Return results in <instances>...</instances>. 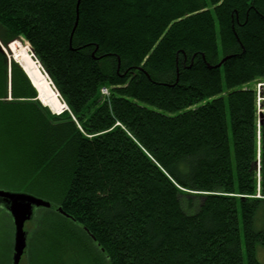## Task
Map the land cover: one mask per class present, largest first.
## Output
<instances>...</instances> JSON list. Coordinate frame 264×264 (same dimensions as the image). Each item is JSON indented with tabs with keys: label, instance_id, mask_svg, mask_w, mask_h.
Here are the masks:
<instances>
[{
	"label": "trees",
	"instance_id": "obj_1",
	"mask_svg": "<svg viewBox=\"0 0 264 264\" xmlns=\"http://www.w3.org/2000/svg\"><path fill=\"white\" fill-rule=\"evenodd\" d=\"M19 38L17 63L0 48V173L53 204L27 264H244L241 223L261 264L264 0H0V41ZM30 48L61 114L19 66Z\"/></svg>",
	"mask_w": 264,
	"mask_h": 264
},
{
	"label": "water",
	"instance_id": "obj_2",
	"mask_svg": "<svg viewBox=\"0 0 264 264\" xmlns=\"http://www.w3.org/2000/svg\"><path fill=\"white\" fill-rule=\"evenodd\" d=\"M1 48L3 49L2 46ZM31 55L35 59V55L32 49ZM8 60L10 66L13 61L17 63L14 59L10 57H8ZM260 87H263V85H261ZM263 123L264 113L259 110V125H263ZM0 204L4 206V209L12 217L14 224V254L12 258V264H20L28 246V232L25 230L26 223L32 221L35 216L36 210H50L53 208V204L47 200H44L28 193L6 192L2 190H0ZM58 211L62 215L71 218L61 208H59ZM85 230L88 234H90L87 229ZM90 236L96 242L95 237L91 234Z\"/></svg>",
	"mask_w": 264,
	"mask_h": 264
},
{
	"label": "rangeland",
	"instance_id": "obj_3",
	"mask_svg": "<svg viewBox=\"0 0 264 264\" xmlns=\"http://www.w3.org/2000/svg\"><path fill=\"white\" fill-rule=\"evenodd\" d=\"M16 41H19L22 43H27L23 38H19V39L15 40L9 44L11 45ZM0 45L3 47L4 51L0 46L1 50L6 54L7 58L10 57L13 59V56L9 55L7 52V48L10 47V45L9 46L7 45L5 47L2 45L1 41H0ZM34 60H35V62L38 63V65L42 69L39 62L36 59H34ZM42 72L44 75H46V77L50 81L51 87H53L54 91L57 92L53 86V83L51 82V80L47 76V74L44 73V70H42ZM262 85H263V87H260L261 85H258L257 89L259 92L262 91V93H263L264 84H262ZM109 96H110V94H109ZM59 99H60V97H59ZM263 101H264V99H263ZM64 106L66 109L65 104H64ZM263 106H264V102H263ZM259 110H261L264 113V110L262 109L261 105H259ZM13 169L14 168L12 165V167H10V170H9L11 173L8 172L6 174V176L4 177L5 179L1 176V173H0V190L6 191V192H16V190H18L13 184L10 183L11 179L9 176H12V174L14 172ZM20 193H24V192H20ZM32 227H33V224L28 222L25 225V230L27 232H31ZM256 229H258V230L264 229V211H263V214H258V219L256 222ZM241 239H242V247H243V253H244V264H248V257H247V253H246L245 238H244V231H243L242 223H241ZM13 254H14V224H13V220L11 219V216L9 215V213L4 209V206H0V261L4 259L3 261L6 262V264H7L8 260H10V262L12 263ZM256 259L261 264H264V247L261 244H257V246H256ZM20 264H27V259L25 258V256H23ZM81 264H90L88 261V258H86L84 261L81 260Z\"/></svg>",
	"mask_w": 264,
	"mask_h": 264
},
{
	"label": "bare ground",
	"instance_id": "obj_4",
	"mask_svg": "<svg viewBox=\"0 0 264 264\" xmlns=\"http://www.w3.org/2000/svg\"><path fill=\"white\" fill-rule=\"evenodd\" d=\"M16 54L13 55L14 60ZM19 66L23 69L25 74L32 82L34 88L37 90L39 101L45 107L49 108L54 114H61L65 110L64 103L59 99V95L57 94L58 92H55L53 87H51L50 81L48 80L46 75L43 74L42 69L40 68L38 63L35 62V60L32 58H27L22 61ZM103 90H105V88L102 89V92H104ZM102 95L109 97L105 93H102Z\"/></svg>",
	"mask_w": 264,
	"mask_h": 264
},
{
	"label": "built area",
	"instance_id": "obj_5",
	"mask_svg": "<svg viewBox=\"0 0 264 264\" xmlns=\"http://www.w3.org/2000/svg\"><path fill=\"white\" fill-rule=\"evenodd\" d=\"M103 91H104L103 93H105V94H107L109 96L110 93H109V91L107 89H105Z\"/></svg>",
	"mask_w": 264,
	"mask_h": 264
},
{
	"label": "flooded vegetation",
	"instance_id": "obj_6",
	"mask_svg": "<svg viewBox=\"0 0 264 264\" xmlns=\"http://www.w3.org/2000/svg\"><path fill=\"white\" fill-rule=\"evenodd\" d=\"M0 206H2V205L0 204Z\"/></svg>",
	"mask_w": 264,
	"mask_h": 264
}]
</instances>
